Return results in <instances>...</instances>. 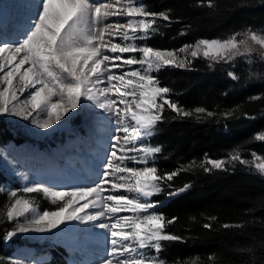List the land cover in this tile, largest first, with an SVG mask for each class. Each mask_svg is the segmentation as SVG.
<instances>
[{
    "label": "snow or ice",
    "instance_id": "snow-or-ice-1",
    "mask_svg": "<svg viewBox=\"0 0 264 264\" xmlns=\"http://www.w3.org/2000/svg\"><path fill=\"white\" fill-rule=\"evenodd\" d=\"M208 6L214 7L211 0ZM36 7L19 39H0V115L32 117L37 128L46 130L87 101L116 127L111 129L107 154L91 185L54 188L33 184L21 189L26 194H42L56 206L54 210H38L34 200L18 196L15 190L7 193L0 217L16 223L5 232L4 240L18 233H50L61 224L77 221L106 234L107 258L100 264H164L150 253H161L162 242L180 237L165 231L176 218L156 211L161 202L152 197L165 192V186L171 187L168 182L187 169L182 166L160 173L154 158L162 149L144 141L154 134L165 106L178 116L191 113L170 99L171 89L162 86L153 73L168 67L185 68L191 63L189 57L213 63L246 57L250 63L256 53L264 61V29L245 28L223 39L156 49L147 40L159 33V22L171 21L170 10L152 12L140 0H37ZM110 17L126 19L103 23ZM228 75L239 79L233 72ZM254 139L264 141V133ZM229 161L254 167L264 176V156L252 153L248 161L234 150ZM201 166L205 172L224 170L225 161L206 156ZM189 187L186 184L166 194L175 196Z\"/></svg>",
    "mask_w": 264,
    "mask_h": 264
},
{
    "label": "trees",
    "instance_id": "trees-1",
    "mask_svg": "<svg viewBox=\"0 0 264 264\" xmlns=\"http://www.w3.org/2000/svg\"><path fill=\"white\" fill-rule=\"evenodd\" d=\"M140 2L152 12L170 10L171 21L159 22V33L147 40L156 49L223 39L245 28L264 29V0H211L214 7L208 6L209 0ZM189 59L185 68L168 67L153 73L162 86L171 89L170 99L191 115L178 116L165 106L163 119L147 142L162 149L154 158L160 173L182 166L187 169L168 182L171 187L165 186V192L152 197L161 202L156 211L168 219L176 218L165 231L180 239L162 242L161 253L150 255L164 264H264V176L254 167L229 161L234 150L248 161L252 153L264 156V141L254 139L257 133H264V61L256 53L250 63L246 57L228 63ZM229 72L239 79L233 80ZM199 108L206 111L196 112ZM22 138L20 129L13 130L0 119V148ZM206 156L224 160V170L205 172L201 162ZM4 183L0 173V185ZM186 184L190 185L186 191L167 196L168 191ZM29 196L43 210L56 207L39 193ZM7 201L8 196L0 194V208ZM205 224L212 226L205 228ZM224 224L233 227L226 229ZM11 229L0 217V264H13L10 249L2 245L5 232ZM50 256L51 261L44 264H63L60 254Z\"/></svg>",
    "mask_w": 264,
    "mask_h": 264
},
{
    "label": "rangeland",
    "instance_id": "rangeland-1",
    "mask_svg": "<svg viewBox=\"0 0 264 264\" xmlns=\"http://www.w3.org/2000/svg\"><path fill=\"white\" fill-rule=\"evenodd\" d=\"M107 2H113V0H108ZM115 19L117 20V19H126V18L110 17L109 20L106 21V23L114 22ZM132 67L135 69V68H138L139 66L138 65H133ZM75 115H77V114H75ZM77 116H78L77 118H78V120H80V122L83 121V116L84 115H82V114L79 115L78 114ZM0 119L3 120L13 130L20 128V131L22 132L23 136H25L28 139V141L33 144L32 148H30L28 146H23V145H21V146L15 145V146H17V148H13V146L10 145V143H7V144H5L4 146H2L0 148V173L6 179V183H4L3 185H0V189L3 190V191H0V194L7 195V193L9 191L15 190V191H19V192H21L23 194V196H21V197L29 199L27 197L28 194L22 192L21 189L23 187H25V186L33 185V183H35L34 178L37 175L36 174L35 175L32 174L31 170L35 171L36 169H38V170L47 171L48 174H53V173H57L59 171V169H60L59 165L54 167L53 169L51 168V166H52L51 164H54V165L58 164V163H55V162L50 163L48 165V168L44 166L43 163L46 162L45 156H44V154L42 156V153L39 152V149L37 148L36 144L37 143H40L41 145L43 144L44 146L43 145L42 146L44 148H47V150H46L47 155L50 154V156H51V153L49 152L48 148L56 147V145L59 142H62V140H65L66 138L70 137V135H61L60 133H56L55 136H54V141H53L52 145H50V141L52 140V138H50L49 136H45L46 135L45 133H38L39 134L38 135L37 132L34 129L35 125L31 122L32 118H30L29 120H23V119H21L18 116L0 115ZM105 119H106V117H105ZM71 121L70 120H66V121L62 122L66 126L67 130H71L70 129V126L72 127ZM25 124H27V127H25ZM145 139H147V138H145ZM32 141H34V142H32ZM145 144H147L146 141H145ZM19 147H22L24 149V151H22V152L18 151L17 149ZM10 151L12 153L14 152V154H17V158L20 155L22 157L23 154L27 155L30 158L32 157L33 159L36 160L37 163H40V164H38V166L39 165H41V166L38 168L37 166L31 167V166H28L26 164H24V165L21 164V165H23L22 172L24 174H23V176L22 175L15 176V175H13V173H9V172L1 169L2 168V164L5 163V161L7 162V164H11V163L19 164L20 163L19 160L17 161L14 158L9 157L7 152H10ZM50 151H52V150H50ZM106 152H107V150H106ZM55 153H56V151H54V154ZM57 157H58V155H57ZM21 159H23V158H21ZM54 159H55V157L52 158V159L49 158V159H47V161L50 162V161H53ZM132 166L135 167V166H142V165H132ZM41 167H43V168H41ZM29 181H31V182L29 183ZM59 185H65V184L59 183ZM40 195L42 196V194H40ZM47 203H48V205H51L48 201H47ZM37 207H38V210H41V211L44 208V206H42V205H37ZM29 215H31V214H29ZM15 223L16 222H13L11 224L12 228L15 226ZM90 230H89V232H90ZM102 231L103 230H101L98 233L102 234V236L104 238L107 237L106 234L103 233ZM42 238H43L42 237V233L29 232V233L25 234L23 237H20V238H17V239H13V240H8V241H5L4 237H3L2 243H3V246H5V247H11L12 253L9 256V258H10V261L12 263L15 262L17 264H43L44 262L48 261V259L51 258L50 255H52V254H54V255L63 254V256H62V260L64 262L63 264H71L69 262V259L72 260V264L73 263L74 264H81L80 263V259L77 257L78 255H74L73 253H66V248L61 247V246H59L57 244H54V243L43 242ZM92 238H93V234H90L89 238H88L90 246L93 244L92 243ZM105 242L107 243V240ZM17 244H21L24 247L19 248ZM107 246H109L108 243L106 244V247ZM28 248H33L34 249V253H36L34 260H27V259H24V258L22 259V257L19 258L18 255H20V252L21 251L25 252V251L28 250ZM145 251H149V250H145Z\"/></svg>",
    "mask_w": 264,
    "mask_h": 264
},
{
    "label": "bare ground",
    "instance_id": "bare-ground-1",
    "mask_svg": "<svg viewBox=\"0 0 264 264\" xmlns=\"http://www.w3.org/2000/svg\"><path fill=\"white\" fill-rule=\"evenodd\" d=\"M107 1L108 0H99V2H101V3L107 2ZM94 2H95V0H94ZM36 4H37V0L27 1L26 7L30 10V12L32 11L33 13H35L36 10H37ZM33 13H31L30 15H33ZM103 23H106V21H104ZM15 36H17V35H15ZM8 37L9 38L3 39V40H6L8 42H12L14 40H17V37H21V36L18 35L17 37H11V36H8ZM25 95H27V94H25ZM23 98L24 97H21V99H23ZM88 105H89V102L84 101L83 105L81 107H78L74 111L69 112L61 120H59L56 124H53L50 128H48L46 130L37 128L36 126L34 127V129L37 132V134L38 133H45L46 134L45 136H49L50 138H52V140L50 141V145H52V143L54 141V136H55L56 133H60L61 135H70V137H68V138H71L72 137V135L70 133L71 130H67L66 126L62 122L66 121V120H70L71 121L72 117L75 114H77V115L78 114L79 115L80 114H82V115H92V111H89V108H94V107L88 106ZM95 110L96 111H95L94 114H103V112H101V110L96 109V108H95ZM33 115L35 116V113ZM30 118H32V117H30ZM104 131H106V130H104ZM112 134L113 133H111V135ZM111 135L109 137H111ZM79 140L84 141V137L82 139L80 138ZM75 141H77V140H72L71 141V142H73V143H70V145H71L70 148L71 149L73 148V146H75L77 144ZM32 142H34V141H32ZM109 142H110V138L108 139V142L105 144V146L100 147L101 150L99 151V154H96V153L95 154H92V153L90 154V159L88 161L90 166L96 164L94 162L97 159V157H100V159L102 160V158L107 154L106 150L108 151ZM36 145H37L38 149L39 148H43L45 151L47 150V148L43 147L44 146L43 144H42L43 146L40 143H37ZM85 146L88 147V148L86 147L87 149H90V145L85 143ZM17 150L21 151V152L24 151V149L22 147H19ZM55 151H56V154L58 155V158H59L60 162H58L57 165L51 164L52 165L51 168L53 169L54 167L59 165L60 166L59 171L57 173L48 174L47 171H43V170H38V169H36L35 171L31 170L32 174H34V175L36 174L37 175L34 178L35 183H33V184H42V185L51 186V187H54V188H74V187H81V186L91 185L97 179L96 173H94V172L92 173L91 170H86V166L83 169L84 170L83 173L89 172V175H91L90 179L82 178L80 176L82 173L81 174H77L73 169H71L72 172H70L67 168H69L72 165L71 161H74L75 159L72 158V159H70L69 161L66 162V160H65V151L62 150V149H56ZM7 154L9 155V157L14 158L17 161L19 160L20 163L19 164H13V163L7 164V162L5 161V163L2 164V168L1 169L5 170V171H7L9 173H13V175H15V176H20V175L23 176L24 173L22 172V167H23L24 164H26V165L28 164V163H25V161H36L32 157L30 158V157H28L27 155H24V154L22 155V157L20 155L18 158H17V154H14V152L12 153L10 151V152H7ZM44 156H45V159H46L45 163H47L48 162L47 159L50 158V154L47 155V153H46V154H44ZM21 158H23L24 161H20ZM61 158H63V159L61 160ZM45 163H43L44 166L48 168V165L46 166ZM101 163H102V161H101ZM21 164H23V165H21ZM36 164H40V163L36 162ZM36 164H35V166H37ZM84 164H87V163L85 162ZM41 168H43V167H41ZM63 169H67L68 170L67 174L71 173V176H74V177L76 176L74 181L71 180V182H72V186L71 187H68L67 183L69 182V177L67 176V174L65 173V171ZM30 182L31 181H29V183ZM59 183H63V184H66V185H59ZM20 222H23V218H21ZM90 229L92 231L95 230V229H92L89 225H83V224H80L77 221H72V222H69L68 224H61L59 226V228L54 229L53 232L42 233V237H43L42 241L46 242V243H54V244H57V245H59L61 247H64V248H68L69 244H72L73 245V249H75L72 253L74 255H80L83 252H89L91 250L90 249L91 246H90L89 239H88L89 236L87 234V232ZM25 234H27V233H23V234L18 233L11 240L23 237ZM106 240H107V237H106ZM27 252H31L32 253V249H29L28 251H26V254H27ZM31 255L32 256H30V255H26V256H30V260H34V258H35L34 251H33V253ZM21 256H22V258L26 257L25 255H21ZM105 258H107V256L101 257V260L105 259ZM69 262L72 264V260L71 259H69ZM90 264H95V263H90Z\"/></svg>",
    "mask_w": 264,
    "mask_h": 264
}]
</instances>
